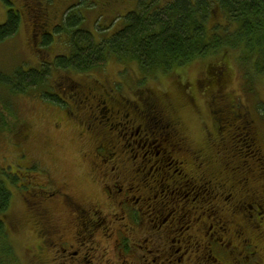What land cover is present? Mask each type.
Listing matches in <instances>:
<instances>
[{"label":"flooded vegetation","instance_id":"af4514ba","mask_svg":"<svg viewBox=\"0 0 264 264\" xmlns=\"http://www.w3.org/2000/svg\"><path fill=\"white\" fill-rule=\"evenodd\" d=\"M17 5L22 18L29 16L46 31L45 0ZM106 78L81 81L61 74L47 91L51 103L56 97L61 104H55L62 105L61 121L91 138L83 154L90 164L89 188L79 201L66 182L54 185L48 168L47 190L38 181L45 170L27 171L31 180L23 185L38 188H28L24 200L43 219L36 251L44 249L50 264H264V247L254 245L239 219L234 221L246 205L244 219L255 223L256 240L264 242V186L251 185L254 169L233 170L240 163H232L230 176L220 180L223 170L190 150L166 106L149 93L133 102L114 92ZM247 134L243 140L249 138L258 160H264L257 133ZM222 185L224 194L218 193Z\"/></svg>","mask_w":264,"mask_h":264},{"label":"rangeland","instance_id":"374dc122","mask_svg":"<svg viewBox=\"0 0 264 264\" xmlns=\"http://www.w3.org/2000/svg\"><path fill=\"white\" fill-rule=\"evenodd\" d=\"M17 1L20 2L16 0L14 4L12 0H0V25L6 22L8 10H17L20 18L16 34L0 42V96L4 100L1 101L5 102H0V115L7 123L3 128L5 130H0V171L6 181L9 178L8 182L17 174L15 184L11 186L8 183L12 188V197L7 209L6 223L10 239L15 245L17 264H50L49 255L44 249L36 251L35 241L41 239L38 227L40 228L43 219L42 215L24 200L28 188L34 186L33 183H29L28 188L23 185L31 180L30 176L25 177L29 173L27 171L32 170L33 173L45 170L40 173L38 179L40 187L44 190L52 184L48 174L50 172L55 180L54 185L61 187L62 182H66L79 201L80 196H85L89 188L86 171L90 164L84 160L83 154L88 152L91 138L82 134V128L79 135L73 123L61 121L63 117L57 111L62 105L51 103L42 95L57 83L61 74L81 81L91 78L102 81L103 76H107L108 86L128 99L134 98L135 92L139 90L151 89L158 97L157 100L179 121L180 132L190 150L206 156L209 166L223 170L224 177L220 180H226L225 176H230L228 167L232 166V163H240L239 167L234 166L233 170L240 171L243 165L250 170L254 169L255 179L251 178L250 183L254 188L262 189L264 160H258L249 138H243L246 133L247 137H252L249 134L256 132L258 142L264 149V72L250 79V83L246 81L234 50L226 48L208 59L191 62L176 69L174 73L150 75L144 87H140L143 75L141 76L138 67L134 63H121L114 56L106 61L104 70L82 73L80 76L78 72L64 71L53 65L58 56L70 57V38L73 36V30L69 35L65 30L68 29L67 24L79 20L77 29L91 33L94 42L98 44L101 37H108L124 27L127 12H140L142 7L152 11L150 9L163 8L173 0H45L48 8L46 31L42 28L38 30L29 16L26 15L27 21L24 16L22 18L23 14ZM105 4H111L113 10L107 12ZM225 25L226 21L220 12H215V16H211L206 22L210 29L222 30ZM258 52L261 50L258 49ZM262 57L264 58L263 53ZM224 58L222 67L225 69V101L222 104H225L224 107L228 106V103L236 105L242 112V120L244 114L252 120L246 124L245 129L239 125L242 124L241 120H220L218 123L214 117L216 113L211 112V99L206 95L210 89L204 87L203 94L196 84V80L205 74L209 63H219ZM49 64V79L42 90L31 88L21 94L8 90L12 88L8 86L9 82L13 80L12 77L15 79L18 72L31 68L40 70L42 66ZM182 81L189 82L190 87L185 86ZM57 122L58 128L54 127ZM33 164L36 169L32 168ZM27 168L29 170H26ZM36 188L38 187L34 186V189ZM248 188L249 186L246 187ZM226 191L227 187L223 185L218 189L221 194ZM67 200L74 201L71 198ZM232 201L231 199L230 202ZM245 214L246 205H242L240 215L236 216L234 221L239 219L238 222L242 224L245 234L251 236L254 245L263 248L264 242L256 240L259 232L254 229L255 223L247 222L244 219ZM230 229L226 235L229 238L233 235L232 227ZM261 229L264 231V225ZM37 252L40 255H37Z\"/></svg>","mask_w":264,"mask_h":264},{"label":"trees","instance_id":"16d2710c","mask_svg":"<svg viewBox=\"0 0 264 264\" xmlns=\"http://www.w3.org/2000/svg\"><path fill=\"white\" fill-rule=\"evenodd\" d=\"M105 7L107 12L113 10L111 4H105ZM150 10L152 11L142 7L140 12H127L124 27L108 37H101L98 44L94 42L91 33L77 29L79 20L67 24L68 29L65 30L69 35L73 30V36H70L71 54L66 58L58 57L54 65L64 71H80L82 74L104 70L106 61L114 56L121 63H134L138 67L141 76L143 75L140 87H144L150 75L174 73V70L191 62L208 59L230 48L237 53L246 81L250 83V79L264 72V0H173L163 8ZM215 12H220L226 21L222 30L206 26ZM7 15L6 22L0 25V42L14 36L19 28V15L11 10H8ZM223 60L225 58L219 63H209L205 74L196 83L199 82L202 92L204 87L210 89L206 95L211 99V112L216 113L214 117L218 123L224 120H241L242 124L239 125L245 129L246 124L252 120L245 114L242 120V112L236 105L228 103L224 107L225 104H222L225 101ZM49 72L50 65L42 66L39 71H20L8 84L13 89L8 90H14L15 94L24 93L31 88L42 90L49 79ZM182 82L187 87L191 85L189 82ZM151 91L139 90L131 101L137 102V98L142 99L148 93L151 99L157 100L158 97ZM42 95L49 98L48 95ZM1 100L0 96V102L5 103ZM51 101L61 104L56 97ZM262 108L264 111V104ZM2 119L0 130L7 126L4 119L2 123ZM8 183L13 186L15 180L6 181L0 171V264H17L15 245L10 239L6 224L7 209L12 197V188Z\"/></svg>","mask_w":264,"mask_h":264}]
</instances>
